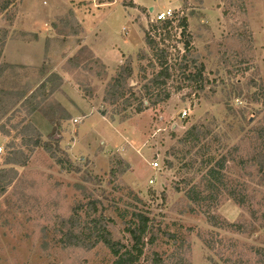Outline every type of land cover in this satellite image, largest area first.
<instances>
[{
	"label": "rangeland",
	"instance_id": "rangeland-1",
	"mask_svg": "<svg viewBox=\"0 0 264 264\" xmlns=\"http://www.w3.org/2000/svg\"><path fill=\"white\" fill-rule=\"evenodd\" d=\"M71 1L87 14L86 45L110 68L83 45ZM134 1L145 8L132 0H0V264H113L105 245H92L95 222L124 252L127 227L144 219L135 264H264V0ZM167 10L168 28L151 22ZM48 23L53 37L40 67L5 63L9 39L33 40L19 28ZM146 32L176 65L170 99L152 105L145 97L138 113L140 99L126 107L104 98L121 65L131 66L127 87L138 98L158 71ZM18 54L8 46L9 59ZM180 63L191 74L203 66L202 82H181ZM62 73L85 112L70 115L58 102L69 101L62 79L51 78ZM42 82L44 93L25 101ZM38 102L46 110L60 104L68 119L55 112L51 128L43 126L40 112L29 115ZM29 124L52 155L34 145ZM193 128L197 139L187 135Z\"/></svg>",
	"mask_w": 264,
	"mask_h": 264
},
{
	"label": "trees",
	"instance_id": "trees-1",
	"mask_svg": "<svg viewBox=\"0 0 264 264\" xmlns=\"http://www.w3.org/2000/svg\"><path fill=\"white\" fill-rule=\"evenodd\" d=\"M68 16L73 18L72 11L69 12ZM171 23L172 21H164L157 22L156 24H162V28L165 29L168 28ZM75 24L77 26V29L79 30V24L77 22H75ZM180 27H182L184 30L186 29V20L184 18L181 20ZM53 29H55V26H53ZM77 34L78 32H74L73 35ZM156 43L157 42H155L154 39L149 37V32H146L145 44L148 46V48H151V51H153L154 53L153 56L157 60L158 71H156L149 79H147L146 84H144L142 87L143 93L140 96L138 95L139 98L133 92H131L129 87H127L128 80L132 76V68L129 63H125L124 65H121L119 67L116 76L112 78L111 82L108 84V90L104 98L105 101H111L113 103L120 101L121 105L128 107L132 104L133 101L138 102L140 99V106L137 112L142 113V101L145 97L154 100L152 105H156L160 102H164L170 99L171 94L170 91H167L166 84L171 78L172 70H174L173 67L176 64L174 65V63L168 61L167 53L165 52V50H158L156 47ZM142 58L145 57L142 56ZM151 68L154 69L155 66L151 64ZM187 69V65H184L182 63H180L176 69V71H180L179 73L181 75V78L179 77V79H181V82L200 84L202 82V73L204 71L203 66L200 65L199 70H197V72H195L194 74L187 73ZM51 78H53L54 81L60 82V77L58 75H53ZM55 87H59V84H57ZM45 88L46 82H42L27 98H25L26 95L23 98L25 99V101L34 99L37 96V93H44ZM41 107V102L35 103L29 110V115L38 111L44 116L46 120L49 121V123L51 122L52 124H54L55 120L57 119L55 116V112H60L62 114L58 119H68V114L58 103H56V108H53L54 110L52 109L51 105H48L49 109L47 110ZM28 128L33 135L38 137L34 145L36 147L41 146L43 150L51 154L50 149L52 148L48 143L42 142L40 140V134L39 132H37L35 127L32 124H29ZM193 132H195L196 135H194ZM187 135L194 137L195 139L198 138V134L196 133L195 128H193V131L188 132ZM207 176L213 177L216 180H220L219 172L214 169H210ZM94 229V242L92 245L99 243L105 245L111 251L112 255L116 258L113 264H135L138 261L141 254L140 245L142 244L143 237L148 230L146 219L140 220L138 224H131L127 227L126 231L131 238L132 245L128 250H125L124 252H121L123 246L111 239L109 232L106 230L105 226L99 223V221L95 222ZM77 244L82 243L77 242Z\"/></svg>",
	"mask_w": 264,
	"mask_h": 264
},
{
	"label": "crops",
	"instance_id": "crops-1",
	"mask_svg": "<svg viewBox=\"0 0 264 264\" xmlns=\"http://www.w3.org/2000/svg\"><path fill=\"white\" fill-rule=\"evenodd\" d=\"M132 1H133V5H135L136 10L145 8V7H141L134 0H132ZM72 2L73 1H71V3H70L71 4L70 9H68L67 11H72V14L74 13L77 20L81 24V28L83 30V45L86 46L94 54L95 58H97L99 61H101V63H103L108 68H110V66L107 65V62L105 61L104 57H101V55L98 52L96 53V51L92 45H86V42H85L86 34H85V30L83 28V22L84 21L81 17L82 14L85 15L86 13L81 12L77 8L74 10ZM112 2L113 1H111L110 3H112ZM78 3H84V5H82V6H85V4H88V6H90V3H92V2L89 3V2H85V1H80ZM101 5H103V4H101ZM66 12H62L61 15H55V17L53 19H50V23L52 21H54L56 18H59L62 15H64ZM18 22H19V16L16 19L17 24H18ZM19 29L27 35H34L33 40L32 41H25V40H21V39L20 40H16V39L10 40L9 39L6 42L4 50H3V59H5V63H8L10 65H19V66H23V67H40L45 61V59H44V44H45L47 39H50L51 37H53V36H51L52 30H50V28H49V23L44 29H42V31L41 30L32 31L28 27L26 29H22V27H21ZM9 45H13L16 48V50L19 52V54L14 59H9L7 57V48ZM118 60H119V58H117V61ZM58 76L63 81V85L61 86L60 89L63 90L65 95L69 97V101H68V99H66V98L64 99V97H63V100L58 99V102L61 103L62 105L64 104V102L67 104L68 107H65V106L64 107L68 111V113H70V115L75 116L80 111L85 112L89 107L85 103V100L83 99V96L80 94L77 86L72 83L69 75L62 73V74H58ZM64 89H66V90H64ZM38 120L43 124V126H45L46 125L45 123H47L48 124L47 128H51V124L44 117L40 116V118H38Z\"/></svg>",
	"mask_w": 264,
	"mask_h": 264
},
{
	"label": "built area",
	"instance_id": "built-area-1",
	"mask_svg": "<svg viewBox=\"0 0 264 264\" xmlns=\"http://www.w3.org/2000/svg\"><path fill=\"white\" fill-rule=\"evenodd\" d=\"M172 19H173L172 12L170 10H167L165 12H162V13H159L158 15H156L151 22L152 23H157V22H164V21H172ZM74 122H76V120H74ZM1 152H2V148L0 147V153ZM151 167L153 169L158 168L157 160H154L152 162ZM150 183H152V182L150 181Z\"/></svg>",
	"mask_w": 264,
	"mask_h": 264
},
{
	"label": "water",
	"instance_id": "water-1",
	"mask_svg": "<svg viewBox=\"0 0 264 264\" xmlns=\"http://www.w3.org/2000/svg\"><path fill=\"white\" fill-rule=\"evenodd\" d=\"M149 11L152 12V9H150Z\"/></svg>",
	"mask_w": 264,
	"mask_h": 264
}]
</instances>
